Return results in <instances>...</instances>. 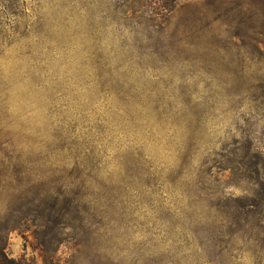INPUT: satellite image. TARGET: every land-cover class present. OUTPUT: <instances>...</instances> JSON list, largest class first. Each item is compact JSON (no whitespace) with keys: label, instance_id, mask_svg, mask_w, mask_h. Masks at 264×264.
<instances>
[{"label":"rangeland","instance_id":"374dc122","mask_svg":"<svg viewBox=\"0 0 264 264\" xmlns=\"http://www.w3.org/2000/svg\"><path fill=\"white\" fill-rule=\"evenodd\" d=\"M0 264H264V0H0Z\"/></svg>","mask_w":264,"mask_h":264}]
</instances>
